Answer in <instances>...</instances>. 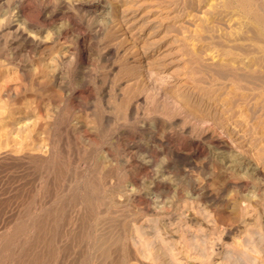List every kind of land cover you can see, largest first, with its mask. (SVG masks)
Returning a JSON list of instances; mask_svg holds the SVG:
<instances>
[{"label":"rangeland","instance_id":"374dc122","mask_svg":"<svg viewBox=\"0 0 264 264\" xmlns=\"http://www.w3.org/2000/svg\"><path fill=\"white\" fill-rule=\"evenodd\" d=\"M0 156V264H264V0H0Z\"/></svg>","mask_w":264,"mask_h":264},{"label":"bare ground","instance_id":"6f19581e","mask_svg":"<svg viewBox=\"0 0 264 264\" xmlns=\"http://www.w3.org/2000/svg\"><path fill=\"white\" fill-rule=\"evenodd\" d=\"M22 8H24V7H22ZM24 10H25V8H24ZM26 10H27V8H26ZM1 157V156H0ZM155 156L153 155V158H154ZM228 158V157H227ZM150 161V160H149ZM151 167V166H150ZM160 170V169H159ZM161 179V178H160ZM161 181V180H160ZM163 182V181H162ZM160 183V182H159ZM164 184V183H163ZM156 185V184H155ZM153 186H154V184H153ZM161 188V187H160ZM160 188L158 187V185H157V190L159 189L160 190ZM154 189H156V188H154ZM162 189V188H161ZM165 189H168V187L167 188H165ZM153 190V189H152ZM156 190V191H157ZM158 190V191H159ZM162 192H164V189L163 190H161ZM166 191V190H165ZM69 194V193H68ZM66 195V194H65ZM162 195V194H161ZM164 195V194H163ZM121 196V195H120ZM119 196V197H120ZM58 197V196H57ZM117 197V196H116ZM77 198V197H76ZM91 198V197H90ZM111 198V197H110ZM109 198V199H110ZM154 198H156V197H154ZM74 199V198H73ZM116 199V198H115ZM160 200V199H159ZM163 200V199H162ZM62 201H63V199H62ZM112 201V200H111ZM61 202V201H60ZM80 202V201H79ZM96 202V201H95ZM145 202V201H144ZM64 203H65V201H64ZM89 203V202H88ZM106 203H108V202H106ZM112 203V202H111ZM114 203H115V201H114ZM147 203V202H146ZM105 204V203H104ZM113 204V203H112ZM106 205V204H105ZM148 205V204H147ZM152 205V204H151ZM125 206V205H124ZM75 207V206H74ZM113 207V206H112ZM147 207V206H146ZM145 207V208H146ZM161 207V206H160ZM48 208V207H47ZM78 208V207H77ZM50 209V208H49ZM92 209V208H91ZM112 209V208H111ZM120 209V208H119ZM56 210H57V208H56ZM74 210V209H73ZM85 210V209H84ZM105 209L103 208V211H104ZM117 210V209H116ZM146 210H148L147 208H146ZM160 210V209H159ZM51 211V210H50ZM61 211H62V209H61ZM81 211V210H80ZM102 211V210H101ZM57 212V211H56ZM59 212H60V210H59ZM77 212V211H76ZM125 212H126V210H125ZM86 213V212H85ZM88 213V212H87ZM94 213V212H93ZM52 215V214H51ZM65 215V214H64ZM83 215V214H82ZM44 216V215H43ZM84 216V215H83ZM47 217V216H46ZM61 217V216H60ZM124 217H126V216H124ZM128 217V216H127ZM45 218V217H44ZM48 218V217H47ZM46 218V219H47ZM83 218V217H82ZM91 218H93V217H91ZM100 218H102V216L100 217ZM51 219V218H50ZM106 219V218H105ZM109 219H110V217H109ZM122 219V218H121ZM49 220V219H48ZM59 220V219H58ZM108 220V219H107ZM116 220V219H115ZM45 221V220H44ZM50 221V220H49ZM119 221V220H118ZM124 221V220H123ZM107 222V221H106ZM105 222V223H106ZM122 222V221H121ZM80 223H82V222H80ZM112 223V222H111ZM50 224V223H49ZM52 225V224H51ZM57 225V224H56ZM84 225V224H83ZM109 225V224H108ZM108 225H106V227L108 226ZM114 225H115V223H114ZM124 225V224H123ZM44 226V225H43ZM63 226V225H62ZM90 226V225H89ZM119 226V225H118ZM122 226V225H121ZM51 227V226H50ZM70 227V226H69ZM115 227V226H114ZM60 228V227H59ZM66 228V227H65ZM83 228V227H82ZM108 228H109V226H108ZM117 228H119V227H117ZM123 228H124V226H123ZM52 229V228H51ZM62 229V228H61ZM68 229V228H67ZM60 230V229H59ZM66 230V229H65ZM82 230V229H81ZM121 230V229H120ZM52 231V230H51ZM68 231V230H67ZM79 231V230H78ZM92 231V230H91ZM101 231V230H100ZM57 232V231H56ZM106 232H107V230H106ZM125 232V231H124ZM228 232V231H227ZM62 233H63V231H62ZM122 233V232H121ZM226 233V232H225ZM58 234V233H57ZM60 234V233H59ZM110 234V233H109ZM123 234V233H122ZM122 234H118V235H116V236H108V237H106V238H104L103 236H104V234H103V236H101L102 235V233L101 234H98L97 236H96V234H95V239H94V250L97 252V254L99 255V257H101V258H103V259H105V260H109V262H110V264H127V261L129 260L128 258H129V251L127 250V248H128V246H127V244H126V242H125V235L124 236H122ZM128 234V233H127ZM46 235V234H45ZM76 235V234H75ZM82 235H83V233H82ZM81 235V236H82ZM61 236H63V235H61ZM69 236V235H68ZM77 236H78V234H77ZM76 236V237H77ZM71 237V236H70ZM59 238V237H58ZM70 239V238H69ZM72 240V239H71ZM78 240V239H77ZM83 240V239H82ZM89 242V241H88ZM129 242V241H128ZM51 243V242H50ZM91 243V242H90ZM52 245H53V243H51ZM60 244V243H59ZM89 244V243H88ZM148 244V243H147ZM81 245V244H80ZM64 247V246H63ZM66 247H67V245H66ZM71 247H75V246H71ZM80 247V246H79ZM52 248V247H51ZM64 249H66V248H64ZM71 249V248H70ZM85 249V248H84ZM87 249V248H86ZM49 250V249H48ZM81 250H82V248H81ZM80 250V251H81ZM91 250V249H90ZM132 250V249H131ZM68 251H69V249H68ZM50 253V252H49ZM91 253V252H90ZM135 253V252H134ZM69 254V253H68ZM73 254V253H72ZM78 254V253H77ZM112 254H116L113 258H112ZM152 254V253H151ZM84 255V254H83ZM92 255V254H91ZM45 256V255H44ZM52 256H53V254H52ZM80 256H81V254H80ZM132 256V255H131ZM41 257V256H40ZM71 257V256H70ZM46 259V258H45ZM74 259V258H73ZM96 259V258H95ZM36 260V259H35ZM50 260V259H49ZM70 260V259H69ZM33 261V260H32ZM75 261V260H74ZM44 262V261H43ZM68 262V261H67ZM70 262V261H69ZM76 262V261H75ZM79 262H80V260H79ZM131 262V261H130ZM77 263V262H76ZM43 264V263H42ZM96 264H98V261H97V263Z\"/></svg>","mask_w":264,"mask_h":264}]
</instances>
